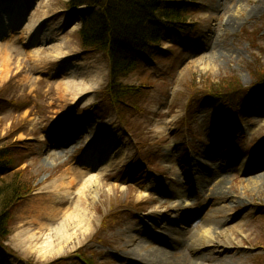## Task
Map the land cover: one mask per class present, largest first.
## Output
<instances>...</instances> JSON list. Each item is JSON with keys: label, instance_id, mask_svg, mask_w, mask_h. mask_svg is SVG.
<instances>
[{"label": "rangeland", "instance_id": "374dc122", "mask_svg": "<svg viewBox=\"0 0 264 264\" xmlns=\"http://www.w3.org/2000/svg\"><path fill=\"white\" fill-rule=\"evenodd\" d=\"M68 1L0 0V20H11L0 27V148L24 149L16 171L33 190L0 245V264H84L71 257L77 251L94 264H264V94L249 102L241 93L236 111L211 95L233 81L247 89L264 73V0H190L193 34L181 43L168 35L152 62L122 81L142 95L121 112L104 94L108 63L81 48ZM105 154L114 165L96 180ZM90 157L96 169L74 188L54 187ZM211 159L220 166L206 177ZM219 182L218 192L202 189ZM78 192L91 216L82 227L61 215L34 219L45 201ZM172 221L179 232L166 236ZM141 245L168 259L137 256Z\"/></svg>", "mask_w": 264, "mask_h": 264}, {"label": "trees", "instance_id": "16d2710c", "mask_svg": "<svg viewBox=\"0 0 264 264\" xmlns=\"http://www.w3.org/2000/svg\"><path fill=\"white\" fill-rule=\"evenodd\" d=\"M190 0H69L66 16L80 25L77 32L81 48L100 54L108 63V82L104 88L107 102L116 111L133 107L141 97L140 87L123 85L121 81L135 74L141 65L150 63L161 43L168 35L179 38L180 43L192 35L195 24L189 22L187 13ZM211 93L236 111L235 102L243 93L249 102L258 101L264 94V73L247 89L233 81L227 86H217ZM242 103V101H241ZM240 117V115H239ZM16 149L0 148V245L7 241L18 209L33 192L32 183L22 170L25 164L17 162ZM71 257L92 264L81 251ZM64 259L49 264H61Z\"/></svg>", "mask_w": 264, "mask_h": 264}, {"label": "bare ground", "instance_id": "6f19581e", "mask_svg": "<svg viewBox=\"0 0 264 264\" xmlns=\"http://www.w3.org/2000/svg\"><path fill=\"white\" fill-rule=\"evenodd\" d=\"M2 17H3V19L0 20V24L5 22L7 25H9L11 20L8 19V15L3 13ZM5 23H4V25H5ZM4 25L1 24L0 27H4ZM48 38H50V37L49 36L42 37V39L39 40L38 43L39 42H43L45 39H48ZM11 39H13V38H11ZM33 46H35V44ZM2 50H5V49H2ZM3 54H5V55L2 56V58H3V67H2L3 70H1V71L5 72V68L8 67L9 57H7L5 51L3 52ZM82 76H84V74H82ZM83 78H82V82L85 81ZM69 88H71L70 85H67V86L63 85V91L65 93L68 92L67 89H69ZM87 89L88 88L86 86L82 85V92L86 91ZM71 90L80 92L81 88L75 86L74 89L72 88ZM101 160L103 162L102 166L104 167L105 170L103 169V170L100 171V174L97 175L98 177L96 178V180L99 179V177L103 173L106 172V169H109L111 166L114 165V162H112V158L111 157L106 158V154L104 156H102ZM95 161H97L96 158L90 157L89 161H86L85 164H83L82 173L76 174L75 177L72 178L70 181L68 179H65L64 177H62V178H60V179H58L57 181L54 182V184H55L54 187H56V189H58V190H64V191L65 190L68 191L67 189L74 188L77 185L78 180L82 179V177L85 176V174L88 173L89 169H90V171L96 169V164H94ZM215 165H216V163L214 161L212 162V159H211L209 161V164H208L209 167H207V169H206L207 170V174L205 175L206 177L211 176L210 175V168L211 169H215V171H216L217 167L220 166V164L216 165V166ZM94 182H95L94 180L90 179L85 184L90 185V187L95 188V191L98 192V190H101V187L96 186L97 183L95 184ZM213 182L214 181H211V183L208 186L210 187L211 184H213ZM221 184H222V182H219V183H217V185L215 187L212 186V188H210V189H209L208 186H205L204 188H202V185H201V188L205 192L208 191V190H209V192H213V191L214 192H218L221 189V188H218V186H220ZM63 198L65 199V202L58 203V204H52L51 203V205H50V202L47 201V203H46V201H45V203L41 204L39 206V208L36 210L37 214L34 216V219L35 220H56L61 215V220H77L79 222L80 227H82V223L86 224L88 221L91 220V216L89 214V211L87 209H84V206H83L84 201L83 200H85V198H83V197L81 198L80 192L75 193L73 195L72 199H68L69 196L67 195V193L63 196ZM62 204H65V206L61 207ZM58 205H60V206L58 207ZM166 212H167L166 210H164L162 213L159 212L160 215L157 218L154 217V216H152V218L163 219L162 217L165 216ZM148 218H149V220H152L151 217H148ZM172 222H173L172 225L173 226L175 225L173 228L168 229L167 227H165L166 228V232H167L166 236L167 235H172V234L174 236V234L179 232L176 229V227H177L176 223L174 221H172ZM212 232L213 231L211 229H208L206 231L207 234H210V233L213 234ZM59 237H60V240L66 239V237L64 235H60ZM205 237H209V236H205ZM210 239H211V242L215 241V238H212V236H210ZM202 240H203V238H202ZM62 243H63V241H62ZM51 246L52 245H50V248H51ZM197 249L198 248L194 249V251L198 252ZM51 250H53V249H51ZM130 251H126L124 253V255L126 257H129L128 252H130ZM133 252L137 256L141 255V256H145L146 258H148V257L149 258H155L156 260L157 259H162V260L166 259L167 260L168 259L167 257L169 255L167 252H165V250H161V249L154 248V247H148L146 245H141V246L135 247L133 249ZM131 255H134V254H131ZM134 256H132V257H134ZM202 259H203V257H199L198 259H196L195 262L196 263L199 262V264H203L204 261Z\"/></svg>", "mask_w": 264, "mask_h": 264}]
</instances>
